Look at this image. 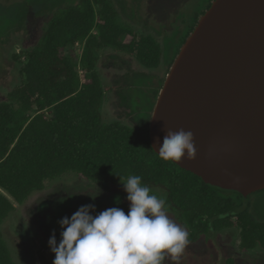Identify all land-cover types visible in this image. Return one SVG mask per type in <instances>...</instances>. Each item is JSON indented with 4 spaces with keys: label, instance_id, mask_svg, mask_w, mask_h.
Returning <instances> with one entry per match:
<instances>
[{
    "label": "trees",
    "instance_id": "obj_1",
    "mask_svg": "<svg viewBox=\"0 0 264 264\" xmlns=\"http://www.w3.org/2000/svg\"><path fill=\"white\" fill-rule=\"evenodd\" d=\"M105 49L128 54L147 69L162 63L159 41L124 22L113 0H79L52 16L37 45L24 54L21 85L0 103V264H17L4 222L46 182L70 172L106 193L123 186L119 177L140 175L152 192L165 193L190 242L237 228L242 250H264V222L241 194L207 185L159 158L149 129L104 123L107 93L117 90L105 87L98 71Z\"/></svg>",
    "mask_w": 264,
    "mask_h": 264
},
{
    "label": "rangeland",
    "instance_id": "obj_2",
    "mask_svg": "<svg viewBox=\"0 0 264 264\" xmlns=\"http://www.w3.org/2000/svg\"><path fill=\"white\" fill-rule=\"evenodd\" d=\"M122 20L132 25L139 35H152L162 46V63L158 69H147L128 54L111 49L100 52L98 71L108 92L103 117L105 124L121 121L141 129H149L151 118L165 83L170 65L191 34L196 22L214 0H113ZM79 0H0V103L22 83L24 54L40 40L56 11ZM125 38L124 42H130ZM77 53L81 54L79 45ZM18 57V58H16ZM82 74L80 68L77 69ZM100 191V195L99 194ZM153 194L166 200L160 190ZM93 200L91 196H96ZM123 186L112 187L110 193L87 181L77 173H67L46 182L45 189L34 192L4 222L1 229L17 264H53L54 254L48 241L55 231L57 243L61 228L58 221L71 217L81 206L94 204L96 215L111 207L129 211ZM117 198L119 202L117 203ZM63 200V203L60 201ZM253 215L264 222V191L245 198ZM170 219L183 226L167 206ZM187 229V228H186ZM188 238L190 231L187 229ZM163 264H264V250L241 249L240 230L227 229L208 234L197 242H188L184 252Z\"/></svg>",
    "mask_w": 264,
    "mask_h": 264
},
{
    "label": "water",
    "instance_id": "obj_3",
    "mask_svg": "<svg viewBox=\"0 0 264 264\" xmlns=\"http://www.w3.org/2000/svg\"><path fill=\"white\" fill-rule=\"evenodd\" d=\"M194 136L180 168L244 198L264 191V0H214L181 46L149 127Z\"/></svg>",
    "mask_w": 264,
    "mask_h": 264
},
{
    "label": "clouds",
    "instance_id": "obj_4",
    "mask_svg": "<svg viewBox=\"0 0 264 264\" xmlns=\"http://www.w3.org/2000/svg\"><path fill=\"white\" fill-rule=\"evenodd\" d=\"M158 145L155 152L165 161L181 162L185 155L189 160L196 156L191 131L168 130ZM119 178L127 194L128 213L111 207L92 215L95 206L88 204L70 218H62L58 221L59 243L55 231L48 241L53 264H163L167 257L175 260L182 255L189 242L188 232L170 219L166 200L153 194L140 175ZM98 195L91 197L95 200Z\"/></svg>",
    "mask_w": 264,
    "mask_h": 264
},
{
    "label": "crops",
    "instance_id": "obj_5",
    "mask_svg": "<svg viewBox=\"0 0 264 264\" xmlns=\"http://www.w3.org/2000/svg\"><path fill=\"white\" fill-rule=\"evenodd\" d=\"M121 122V121H120ZM124 123V122H123Z\"/></svg>",
    "mask_w": 264,
    "mask_h": 264
},
{
    "label": "flooded vegetation",
    "instance_id": "obj_6",
    "mask_svg": "<svg viewBox=\"0 0 264 264\" xmlns=\"http://www.w3.org/2000/svg\"><path fill=\"white\" fill-rule=\"evenodd\" d=\"M189 240H190V238H189Z\"/></svg>",
    "mask_w": 264,
    "mask_h": 264
}]
</instances>
